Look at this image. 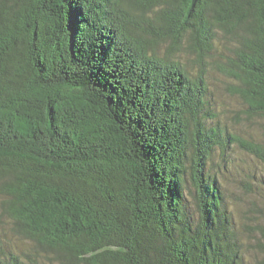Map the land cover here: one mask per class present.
I'll return each instance as SVG.
<instances>
[{"label": "trees", "instance_id": "16d2710c", "mask_svg": "<svg viewBox=\"0 0 264 264\" xmlns=\"http://www.w3.org/2000/svg\"><path fill=\"white\" fill-rule=\"evenodd\" d=\"M217 36L246 119L264 120V0H0V209L30 245L0 240V264H243L204 173L221 142L204 72L156 53L203 63ZM230 139L264 172L262 144Z\"/></svg>", "mask_w": 264, "mask_h": 264}, {"label": "rangeland", "instance_id": "374dc122", "mask_svg": "<svg viewBox=\"0 0 264 264\" xmlns=\"http://www.w3.org/2000/svg\"><path fill=\"white\" fill-rule=\"evenodd\" d=\"M159 57H174L180 62L189 76L202 70L207 84L203 120L207 128H217L220 132V145L215 146L206 163L205 175L216 181L223 195V208L230 216L240 245L243 264H260L262 252L256 248V241L264 239V185L262 163L233 143L230 138L255 142L264 146V120L246 119L244 102L234 93L235 81L221 71V65L230 58V46L221 36H217L214 50L203 63L198 62L195 53L186 44L173 55L167 43L158 44ZM191 149L188 150L190 156ZM189 164V163H188ZM185 211L191 221L198 220L196 191L186 175L184 186ZM257 228H261L259 232ZM262 233V237L261 236ZM0 240L6 247L28 249L29 244L16 240L9 231L7 220L1 217Z\"/></svg>", "mask_w": 264, "mask_h": 264}]
</instances>
